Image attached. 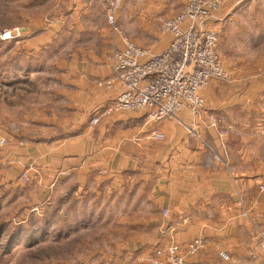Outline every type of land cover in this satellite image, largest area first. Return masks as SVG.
<instances>
[{
	"label": "crops",
	"instance_id": "crops-1",
	"mask_svg": "<svg viewBox=\"0 0 264 264\" xmlns=\"http://www.w3.org/2000/svg\"><path fill=\"white\" fill-rule=\"evenodd\" d=\"M121 1L117 23L124 32L164 50L171 35L157 30L158 14L173 15L176 2L186 0ZM50 2L48 17L29 16L22 41L7 43L12 63L0 69V132L9 142L0 148V184L30 194L32 210L70 191L74 199L117 192L126 198L121 223L133 232L123 249L145 258L168 242L165 226L173 222L184 253L192 240L204 242L190 262L264 264V193L250 168L255 134L264 130V109L252 103L256 92L215 81L203 91L201 112L183 108L180 121H152L148 109L112 111L122 84L99 82L113 74L111 56L123 41L112 34L108 0ZM49 49L57 56L47 57ZM19 85L35 93L17 102L12 90ZM20 106L24 117L13 113ZM94 116L99 122L91 123ZM215 117L231 126L225 138L209 126ZM152 129L164 139L151 138Z\"/></svg>",
	"mask_w": 264,
	"mask_h": 264
},
{
	"label": "rangeland",
	"instance_id": "rangeland-1",
	"mask_svg": "<svg viewBox=\"0 0 264 264\" xmlns=\"http://www.w3.org/2000/svg\"><path fill=\"white\" fill-rule=\"evenodd\" d=\"M183 2H176V13L182 10L187 0ZM50 4V0H0V30L23 28L29 23V16L48 17ZM217 13L212 25L219 31V52L229 78L214 80L210 84L217 81L229 87L253 90L256 97L252 98V103L264 109V0H222V7ZM170 16L158 14V31L164 32L162 20ZM112 34L116 35L113 31ZM23 37L22 30L20 36L0 38V48H4L0 49L2 71L7 72L9 63H12L8 61L7 43L22 41ZM144 43L142 41V46H145ZM55 56L56 51L49 49L47 57ZM52 67L49 62V76L54 72ZM17 88L12 90L17 102L30 99V94L35 93L33 87L32 90H27L25 85ZM13 113L24 117L22 106ZM216 119L222 127L231 130L224 120ZM259 119L264 121V113ZM192 133L200 132L193 128ZM255 142L256 158L250 161V168L253 167L257 174V186L261 192L260 185L264 184V130L255 134ZM29 195L22 188L15 190V187L0 184V264H149L139 252L130 253V250L123 249L133 232L121 223V217L127 214V209L123 208L126 198L117 192L91 191L74 199L75 195L70 191L62 200L53 196L43 207L34 210L31 209L33 199ZM136 227L131 229L136 230Z\"/></svg>",
	"mask_w": 264,
	"mask_h": 264
},
{
	"label": "built area",
	"instance_id": "built-area-1",
	"mask_svg": "<svg viewBox=\"0 0 264 264\" xmlns=\"http://www.w3.org/2000/svg\"><path fill=\"white\" fill-rule=\"evenodd\" d=\"M121 0H108L107 19L111 30L123 41V47L114 51L112 56L113 74L99 84L111 87L116 82L123 90L112 103V111H134L148 109L152 121L179 119L183 108L193 114H199L204 108L205 99L202 91L212 81H224L229 78L223 57L219 52V31L212 25L217 19V12L222 7V0H187L182 10L162 20V28L171 35L168 46L161 52L139 45L128 37L117 23V14ZM22 34V28L0 30V38H14ZM99 122L94 116L91 123ZM209 126L216 128L220 138H225L230 130L222 127L216 118H211ZM188 128V127H187ZM192 132L191 128H188ZM195 134V133H193ZM200 136V134H195ZM149 136L163 140L164 134L152 129ZM9 142L8 137L0 132V148ZM27 177V174H23ZM264 192V184L260 185ZM168 217L169 210H162ZM165 231L169 240L164 245H157L153 254L148 256L149 264H199L188 261L204 245L201 238H196L186 245L187 253L175 239L177 223H167ZM264 246V242H263ZM220 255L229 259L225 251Z\"/></svg>",
	"mask_w": 264,
	"mask_h": 264
}]
</instances>
